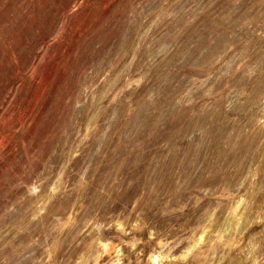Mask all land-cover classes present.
I'll use <instances>...</instances> for the list:
<instances>
[{
  "label": "clouds",
  "instance_id": "1",
  "mask_svg": "<svg viewBox=\"0 0 264 264\" xmlns=\"http://www.w3.org/2000/svg\"><path fill=\"white\" fill-rule=\"evenodd\" d=\"M214 3L199 0L195 8L176 10L181 0H162L149 11L137 4L116 33L119 42L114 49L110 43L107 54L53 77L41 111L46 113L60 87L67 85L70 91L62 101L60 129L65 138L62 158L58 165L51 163L57 155L53 148L39 170L44 176L39 192L28 194L33 202L13 210L27 213L26 231H18L11 221L5 223L0 214V264H133L125 247L136 254L135 264H213L218 251L231 257L232 264H264V183L260 182L264 94L254 98L232 84L242 70L251 80L264 75V68L249 63L248 42L237 39L238 32L251 28L252 19L237 23L231 13L213 16ZM206 15L212 16L213 27L205 40L198 24ZM67 23H60L49 47L63 44ZM57 32L60 38L53 41ZM55 60V52L45 51L35 71L32 67L27 73L28 79L43 84L48 65ZM221 103L225 114L247 108L248 121L240 123L227 115L220 119ZM182 119L203 122V127L185 134L184 124L179 123L170 133V126ZM249 138L258 143L241 155L242 141L247 144ZM217 147L222 151L216 156V171L230 170L236 182L201 185V176L213 175L202 158L214 154ZM225 153L234 155L231 162ZM45 162H50V174L44 172ZM33 183L35 178L28 182ZM137 184L139 190L133 192ZM47 194L69 200V207L40 213L39 198ZM128 194L130 201L124 200ZM161 201L162 219L196 215L183 239H169L168 232L158 231L147 220L145 210L153 212ZM118 204L119 210L111 211ZM106 207L110 211L101 220ZM112 230L117 235L104 238L103 233ZM145 231L147 242H154L147 253L137 251L145 240L134 235ZM201 237L203 243L193 258L180 260L184 249L172 254L180 244L187 242L188 247Z\"/></svg>",
  "mask_w": 264,
  "mask_h": 264
},
{
  "label": "rangeland",
  "instance_id": "2",
  "mask_svg": "<svg viewBox=\"0 0 264 264\" xmlns=\"http://www.w3.org/2000/svg\"><path fill=\"white\" fill-rule=\"evenodd\" d=\"M161 2L162 0H119L117 6V0H84L81 6L80 0H0V214L5 223L11 221L18 231L28 229V225L23 223L27 213L18 214L13 210L27 208L33 202V198L28 194L39 192L44 179L43 172L39 173V170L43 160L51 155L53 148L56 149L57 155L52 157L51 163L58 165L62 158L60 152L64 147L65 139L60 135L61 122L64 119L62 101L70 89L67 85L60 87V81L57 80L60 91L57 92L56 100L45 113L41 111V105L49 82L61 70L68 71L72 66L107 54L110 43L114 49L119 42L116 33L122 31L121 25L131 8L139 4L145 11H149L159 7ZM198 2L199 0H181V4L176 5L175 8L176 10L182 6L195 8ZM228 13L232 14V20L237 23L252 19L251 28L245 27L238 32L237 39L248 42L249 63L264 68V3H261V0H240L239 3H234L233 0H215L212 7L213 16L219 17ZM201 19L202 23L198 24V31L206 40L207 35L212 31L213 19L208 15ZM64 20L68 22V32L63 44H52L49 47L51 37ZM61 32H57L53 41L60 38ZM124 35L126 36V33ZM189 35L192 33L190 32ZM219 43L218 40L217 44ZM45 51L49 55L55 52L56 60L48 65L44 83L37 84L28 79L27 73L38 63L40 57L44 56ZM232 84L237 89H247L254 98L264 94V75H258L249 80L243 76L242 70ZM218 107L220 119H223L225 115L235 118L240 123H245L249 119V115H245L247 108L240 111L234 108L231 113L225 114L223 104H219ZM179 123L184 124L185 134L195 133L198 127H203V122L198 125L182 119L172 124L169 132H174ZM257 143L256 138H249L247 144L242 141L241 155L244 150H251ZM221 151L217 147L214 154L205 153L208 158H202L201 162L205 168L213 172V175L207 179L201 176V185L215 187L217 183L236 182L232 180L230 170L219 173L216 171L218 163L216 156ZM225 155L228 162L234 158V155L227 153ZM80 165L81 160L78 158L74 162V167L78 170ZM51 170L50 162H45L44 172L50 174ZM33 178L35 183L29 185L28 182ZM260 182L264 183V166L261 168ZM195 186L193 182V187ZM138 190L139 184L135 186L133 192ZM131 198V194H128L124 200L130 201ZM182 198L187 199V194H182ZM39 203L41 204L39 212L43 213L46 209L52 212L63 211L69 207L70 201L58 200L51 194H47L39 198ZM161 204L162 201L153 209V212L157 213L155 215L145 210L147 220L151 225H156L158 231L168 232L169 239L174 237L183 239V236L188 234L187 229L196 223V215L189 212L185 216L177 214L175 217L162 219L158 215ZM173 206H175V199ZM119 208L118 204L111 211H117ZM109 211L107 207L102 209L100 219L105 220ZM57 226L52 225L54 228ZM181 226H183V232ZM115 235L117 234L114 230L103 233L104 238H113ZM134 235L145 240L144 244L138 246L137 251L144 249L147 253L154 243L147 242V232ZM125 239H131V237ZM261 239H264V236ZM202 243L203 237L200 240H194L188 247L187 242L182 243L172 254L176 255L184 249L180 260L191 259L198 253ZM250 248L255 250L256 245L252 243ZM124 252L133 259L135 264L136 254L127 247L124 248ZM59 255L62 256L63 253ZM50 256L55 258L53 254ZM160 258L153 257V259ZM213 264H232V258L220 256L218 251Z\"/></svg>",
  "mask_w": 264,
  "mask_h": 264
}]
</instances>
